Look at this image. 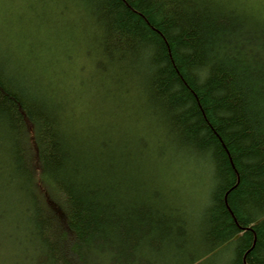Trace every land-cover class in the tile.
<instances>
[{
    "label": "trees",
    "instance_id": "trees-1",
    "mask_svg": "<svg viewBox=\"0 0 264 264\" xmlns=\"http://www.w3.org/2000/svg\"><path fill=\"white\" fill-rule=\"evenodd\" d=\"M49 2L69 53L0 43V264H264V0Z\"/></svg>",
    "mask_w": 264,
    "mask_h": 264
},
{
    "label": "rangeland",
    "instance_id": "rangeland-1",
    "mask_svg": "<svg viewBox=\"0 0 264 264\" xmlns=\"http://www.w3.org/2000/svg\"><path fill=\"white\" fill-rule=\"evenodd\" d=\"M14 3H16V5L18 6V0H12ZM40 0H19L20 5L22 6V9H28L32 6V8L35 10V16H40V9H37L35 7V4L39 3ZM2 0L0 1V43H8L10 46L13 45V43L15 41L18 42V39H16V37L14 38L12 34H16L15 31V25L14 24H20L21 22L18 19H15V22L11 23L9 21V19L11 20L13 18L12 14L15 13V10H10V5H6L7 4H11V2L9 0H4L1 4ZM5 7L3 9V7ZM59 10V9H57ZM18 11V10H16ZM29 14L26 15V18H28ZM48 16V14H45V18ZM64 19L66 17H63ZM27 20V19H26ZM26 20L24 21V23H26ZM61 21L63 23V21L61 20V18H53V17H48L44 20H39V19H33L31 22L28 23L27 25V31H25L23 33L26 34L28 33V41H30L31 43H28L27 45H23V46H28V45H32L35 47V49H37L39 52H41V56L39 55L38 58H40L39 62L43 64V59L49 58V55H45V57L43 58L42 54L43 53H47V50L50 51V53L54 54V55H58L60 52L65 51V53H69V51L71 50L70 48H67V45L64 44L61 46H63L61 48L59 47H55V45H58L56 42V39H58L57 37V32L59 33L58 28H56V23L57 21ZM21 27V26H20ZM29 27V28H28ZM56 28V29H55ZM60 28V27H59ZM62 37L64 38V41L66 42V40L68 39L66 37V35H62ZM6 46V45H5ZM47 46H50V48H47ZM4 47V46H3ZM59 51V52H58ZM79 54V53H78ZM53 57V55H52ZM43 58V59H42ZM56 59L53 57L52 58V63L53 65H49L52 66L53 69H61V71H64L65 69V77H67L68 79L66 80V82H63V84L61 85L63 88H70L72 87L71 85H77L78 82L81 80L83 81L84 79V75L82 74V66H83V60H81V56H77L74 59L68 61V59L66 58V61H64L63 64H61L60 66H57L55 63ZM58 78V77H56ZM77 80L75 83L73 82L74 80ZM56 82H58L57 80H55ZM79 85V84H78ZM77 89L79 90H84V88H81V85H79L77 87ZM202 173V169L200 166H197L196 164H194V171L192 172V174H189L188 177H190V184H191V189L194 192V196L192 197L193 201H192V206H194V209H196L195 207V203H196V192L198 190H200V188H202V185H205L206 187L208 186V180L203 181V179L205 180L207 177L206 172L204 173V177L202 178V176L198 175ZM202 179V180H201ZM203 189V188H202ZM207 190V188H206ZM206 190H203L204 192H200V201L201 204H203L206 199H207V194H206ZM195 201V202H194ZM206 203V202H205ZM203 204L201 206V208H198V211L201 212L202 210H204V206L206 204ZM219 253H215V254H210L209 256H207L206 258H204V260L202 259L201 261H198V263L196 264H225V260L227 258H231V255H229L228 257H226L227 254H222V255H218ZM197 255L194 254V257Z\"/></svg>",
    "mask_w": 264,
    "mask_h": 264
},
{
    "label": "bare ground",
    "instance_id": "bare-ground-1",
    "mask_svg": "<svg viewBox=\"0 0 264 264\" xmlns=\"http://www.w3.org/2000/svg\"><path fill=\"white\" fill-rule=\"evenodd\" d=\"M1 1V0H0ZM4 0H2L3 2ZM11 2V4H7L6 5H10V10H15V13L12 14L13 18L9 21L11 23L15 22V19L20 20L21 25L20 24H14L15 25V31L16 34H12L13 37L16 39H18V42L15 41L12 45V51L14 53L18 52V50L23 46V45H27L28 43H31L30 41H28V33L24 34L23 33L25 31H27V25L29 22H31L33 19H39V20H44L48 17H51L52 14H55V9L50 5V0H42V3L39 1V3L35 4V7L37 9H40V16H35V10L32 8V6L28 9H22V6L19 3L18 0V6L16 5V3H14L12 0H9ZM1 2V4L3 5V3ZM264 5V3H262ZM3 7V6H2ZM5 7H3L4 9ZM18 10V11H16ZM66 11V14L63 15V17H66L65 19L61 17V20L64 22L65 20H70L71 22H73V19H75V16L73 15V12H69ZM29 14L28 18H26V15ZM45 14L48 16L45 18ZM27 19V20H26ZM26 20V23H24V21ZM79 23V22H78ZM21 26V27H20ZM29 28V27H28ZM1 31V30H0ZM4 48H0V56H2L4 54ZM85 100H87L86 97H84ZM88 103V101H86ZM85 102V103H86ZM86 103V104H87ZM88 106V104H87ZM92 109L91 107L83 110V112H87L89 113V110ZM194 164H196L197 166H200L202 169V173L198 174L199 176L201 175L202 178L204 177V173L206 172L207 177L206 179L203 181H206L210 178V173L208 172V170L206 169L205 165L203 164V162H199L197 159H188L187 161H180L179 165L177 167L176 170V174L178 176V180H179V184L181 186V189L183 190V195L185 196V203H186V209L190 210V211H194V206H192V197L194 196V192L191 189V184H190V177H188L189 174H192V172L194 171ZM202 180V179H201ZM207 188V190H206ZM203 190H206V194L208 195L209 193V188L204 186L203 189L198 190L195 194H196V203H195V207L198 210V208H201V206L206 202L207 203V199L206 201L201 204L200 201V192H204ZM205 193V192H204ZM194 201V202H195ZM205 203V204H206ZM206 207V205L204 206V208Z\"/></svg>",
    "mask_w": 264,
    "mask_h": 264
}]
</instances>
